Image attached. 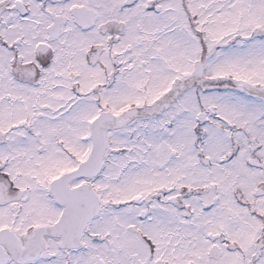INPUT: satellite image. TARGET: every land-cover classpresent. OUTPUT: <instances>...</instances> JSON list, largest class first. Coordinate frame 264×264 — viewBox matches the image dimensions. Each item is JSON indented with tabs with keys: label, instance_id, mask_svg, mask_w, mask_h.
Here are the masks:
<instances>
[{
	"label": "snow or ice",
	"instance_id": "1",
	"mask_svg": "<svg viewBox=\"0 0 264 264\" xmlns=\"http://www.w3.org/2000/svg\"><path fill=\"white\" fill-rule=\"evenodd\" d=\"M0 264H264V0H0Z\"/></svg>",
	"mask_w": 264,
	"mask_h": 264
}]
</instances>
